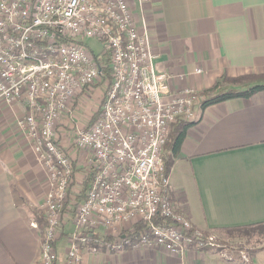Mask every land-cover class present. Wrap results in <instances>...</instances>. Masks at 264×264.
I'll return each mask as SVG.
<instances>
[{
    "label": "built area",
    "instance_id": "built-area-1",
    "mask_svg": "<svg viewBox=\"0 0 264 264\" xmlns=\"http://www.w3.org/2000/svg\"><path fill=\"white\" fill-rule=\"evenodd\" d=\"M151 2L0 0V105L23 113L13 122L50 184L41 206L46 228L39 264L58 262L54 244L74 192L73 152L90 156L93 178L74 211L69 264H77L92 232L139 222L148 227L134 248L181 256L215 244L175 204L165 173L170 131L179 122L197 121L204 99L191 87L171 85L174 78L158 71ZM87 94L97 108L83 107L84 123L77 115ZM64 120L77 124L66 146ZM156 218L168 224L157 225ZM128 243L118 238L107 250Z\"/></svg>",
    "mask_w": 264,
    "mask_h": 264
},
{
    "label": "crops",
    "instance_id": "crops-1",
    "mask_svg": "<svg viewBox=\"0 0 264 264\" xmlns=\"http://www.w3.org/2000/svg\"><path fill=\"white\" fill-rule=\"evenodd\" d=\"M148 19L157 69L173 77L171 85L178 89L191 87L202 94L224 75L264 74V0H152ZM15 114L20 112L0 106V264H39L44 232L34 213L44 217L41 206L50 184L28 141L16 129ZM199 115L169 174L171 192L196 229L225 241L234 231L248 232L264 224V91L212 105ZM73 162L76 171L77 163L86 168L75 172L76 179L86 181L93 175L88 154ZM67 212L55 243L57 264H69L67 249L77 232L75 213ZM136 224L92 233L106 234L116 242ZM88 244L77 264L235 261L219 244L209 250L192 247L181 256L133 246L95 251ZM254 251L249 264H264V246Z\"/></svg>",
    "mask_w": 264,
    "mask_h": 264
},
{
    "label": "trees",
    "instance_id": "trees-1",
    "mask_svg": "<svg viewBox=\"0 0 264 264\" xmlns=\"http://www.w3.org/2000/svg\"><path fill=\"white\" fill-rule=\"evenodd\" d=\"M100 87V85H98ZM264 91V74H249L240 77H228L224 75L217 83L208 91L202 93L204 100L201 103L199 108V112L205 110L207 107H210L215 104L227 102L233 99H248L257 95L258 93ZM216 93L215 96L209 97L210 94ZM209 97V98H208ZM95 119V117L93 118ZM199 119L195 122H179L173 126L168 143L165 147L166 154L164 157L165 160V173L169 176L173 165L175 163L176 158L179 156L182 145L186 139L187 132L190 128L195 126L198 123ZM73 173L76 172V163L72 164ZM93 175L88 177L87 180L83 184V189L81 193L74 194L71 193L69 197V201L64 205L63 213H68V210H72L73 212L77 209L78 205L86 200L87 192L89 190L90 183L92 181ZM75 185V183H74ZM71 203L75 205L71 208ZM37 223L42 231H45L46 221L42 214L34 213ZM154 223L157 225L168 224L162 218H156ZM148 227V224L144 222L137 223L131 231L123 232L119 238L125 239L128 241V245H124V247H130L137 244L141 233ZM263 225L256 226V228H263ZM115 241L114 237L102 236L101 234H91V239L89 241V246L92 250L95 251H105L107 246ZM56 243V242H55ZM55 245V244H54ZM217 244L213 246H205L202 249L209 250L210 248H216ZM251 259H253V254L251 255Z\"/></svg>",
    "mask_w": 264,
    "mask_h": 264
},
{
    "label": "rangeland",
    "instance_id": "rangeland-1",
    "mask_svg": "<svg viewBox=\"0 0 264 264\" xmlns=\"http://www.w3.org/2000/svg\"><path fill=\"white\" fill-rule=\"evenodd\" d=\"M89 46L95 52L100 50L99 44L96 41H92V42L90 41ZM97 91L100 92L101 89L98 88ZM200 95L202 96V94ZM92 101L93 103L97 102L91 94L90 95L87 94L86 101L81 103V110L79 113L80 115H77V118L79 119L80 122L84 121V123H86L85 117H84L86 112H84L83 107L89 108L90 105L92 104ZM22 114L23 113H20L18 115H22ZM16 116L17 114L14 115L13 121L15 120ZM62 125L64 126V128L61 129L62 134H63L62 135L63 145L66 146V144L70 143L69 142L70 140L71 142L73 141V136H74L73 134L77 131V128H76L77 124L75 125V124H72L69 120H64ZM71 155L73 156L74 159L77 160L80 154H76V153L74 154L73 152L71 153ZM84 169H86L84 167V164L77 163V171H76L77 173L78 172L83 173L82 171H84ZM83 182H85V177H77V179L75 178V184H76L74 188L75 194H78L81 191ZM247 231L248 232L234 231L233 233L228 234V238L227 236H225L226 238L225 241L219 240L218 236L216 235L207 234V233L204 234L203 232L202 233L206 237H213L215 239L216 244H219V246L225 252V255H227L228 258L235 260L234 264H249L251 255L255 252L254 249L264 246V228H254V229L251 228L250 230H247ZM65 244H67L66 239L63 240V245ZM70 248H71V243L67 250H69Z\"/></svg>",
    "mask_w": 264,
    "mask_h": 264
}]
</instances>
